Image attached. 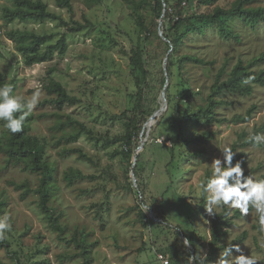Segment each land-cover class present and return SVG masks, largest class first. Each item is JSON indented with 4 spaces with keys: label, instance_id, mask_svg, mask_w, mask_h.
Segmentation results:
<instances>
[{
    "label": "rangeland",
    "instance_id": "1",
    "mask_svg": "<svg viewBox=\"0 0 264 264\" xmlns=\"http://www.w3.org/2000/svg\"><path fill=\"white\" fill-rule=\"evenodd\" d=\"M31 1L43 3L60 21L6 22L3 10L14 6L0 0V74L25 100L41 92L24 124L27 136L42 146L39 163L51 169L47 206L59 218L63 237L88 244L90 264H162L158 256L167 264H188L192 255L198 261L212 218L199 185L211 176L212 161L223 160L230 147L232 163L240 162L245 177L264 176V146L248 141L264 133V86L249 83V94L224 90L215 96L220 105L214 122L190 116L206 106L212 85L225 81L235 65L252 72L264 68V21L230 18L226 26L237 37L232 39L215 24L194 19L193 28L171 31L166 11H179L181 18L211 14L232 9L236 0H102L90 6L69 0L70 10L54 0ZM242 8L264 9V0ZM14 31L48 36L40 51L52 45L51 58L25 66L9 38ZM61 38L60 51L54 45ZM136 52L141 70L130 64ZM52 81L77 102L56 105L55 95L44 89ZM3 124L0 216L8 214L12 228L3 239L7 248L0 246V264H82L79 250L58 240L40 209V174L29 170L27 160H8ZM124 136L130 146L115 140ZM214 211L229 223L221 226V248L208 264H216L228 245L264 264L255 210L250 207L247 216ZM182 236L190 237L193 250L183 246Z\"/></svg>",
    "mask_w": 264,
    "mask_h": 264
},
{
    "label": "trees",
    "instance_id": "2",
    "mask_svg": "<svg viewBox=\"0 0 264 264\" xmlns=\"http://www.w3.org/2000/svg\"><path fill=\"white\" fill-rule=\"evenodd\" d=\"M14 8L4 9L3 10V19L6 22H11L15 19L20 21L26 20H35V21H44V20H58L60 19L48 12L46 6L39 2H32L31 0H9ZM58 7L71 9L69 0H54ZM102 0H85V3L90 6L94 4H99ZM204 4H209L216 2L218 0H201ZM254 0H236L235 5L232 9L229 10H220L216 9L211 14H204L198 16H188L181 18L179 11L168 9L167 16L169 17V29L171 31L179 32L182 26L186 30L193 28L191 21L194 19L197 22L204 24H215L218 27L219 34L224 38L237 39L236 36L232 34V30L226 26L227 20L230 18H240L247 21L250 24H253L258 19L264 21V9H243L242 5L248 4ZM9 38L12 41H15L16 50L23 55L24 65L31 66L34 64H39L49 60L53 53V46L48 45L47 48L43 51H40V47L45 44L49 37L45 35H35L27 32L14 31L9 33ZM173 46V41H170ZM61 51L64 46V39H59L55 45ZM130 64L136 69L141 70L142 65L140 62V54L136 52L134 54V59L130 60ZM254 77L250 83L258 84L264 86V68L259 72L248 71L246 67L242 66L240 63L235 65L232 69L230 76L222 82H216L211 87V92L208 96L206 106L203 109H198L191 114L190 117L198 120L200 117H203L207 123L215 121L214 109L220 105V102L215 101L214 97L220 94L222 91L227 90L229 92H236L240 95L249 94L251 87L242 81L245 78ZM12 85L13 95L15 90V84L13 81L5 82L2 75L0 74V86L3 85ZM44 89L50 93L54 94L56 97V105L60 106L62 104H75L77 101L74 97H70L65 90L61 87L60 84L52 81L50 85L44 87ZM140 88L137 91V95L140 96ZM139 108V105L137 104ZM15 115H20L17 113ZM248 119V116L243 119L242 122ZM264 126V125H263ZM135 131H139L136 127H133ZM7 130V129H6ZM29 131V126L23 125V130L19 133H10L7 130V149L5 154L10 162L17 164L21 161L27 160L26 166L31 172H36L40 174L39 186L36 190V193L39 196V206L43 213L48 216L49 224L51 228L57 233V238L60 241L70 243L72 242L74 246L79 250V255L82 258V264H90V246L84 242L77 241L75 238L67 240L63 237L64 228L59 224V218L53 216L51 209L48 208L47 203L49 201V181L51 179V169H49L44 164L39 163V156L42 152V146L39 145L38 141L34 138L27 136ZM116 141L122 140L126 146H130L131 140L130 137H120L115 139ZM264 146V144H261ZM83 157V155H80ZM264 178V176L262 177ZM70 180V179H69ZM164 220V219H163ZM166 225L172 227L173 229L179 230L177 226L169 225L165 220L163 221ZM229 220L224 219L223 215H215L211 218L210 224V239L207 243V250L204 256V264H208L210 260L213 259L214 255L220 250L218 245V240L221 237V226L228 224ZM191 241L190 248L193 250V242L190 237H186ZM243 238V237H242ZM241 239H239L240 241ZM7 248L6 244H3V239L0 240V246ZM193 264H197V260L192 255Z\"/></svg>",
    "mask_w": 264,
    "mask_h": 264
},
{
    "label": "clouds",
    "instance_id": "3",
    "mask_svg": "<svg viewBox=\"0 0 264 264\" xmlns=\"http://www.w3.org/2000/svg\"><path fill=\"white\" fill-rule=\"evenodd\" d=\"M253 79L254 77H248L242 82L249 84ZM12 93V85L0 86V121H4L5 129L15 134L23 130L25 119L35 109L41 92H33L26 100ZM17 113L20 115H15ZM248 141L253 145L264 144V133L251 134ZM234 155L230 147H225L222 152L223 160L214 159L210 165L211 176L200 183L201 196L206 200L205 211L208 215L215 216L214 209L227 208L238 210L240 214L247 216L251 207L257 215L259 230L264 233V178L245 177L240 162L233 165ZM142 207L145 211L149 208L143 205ZM11 228L10 216H0V240L5 238V233L10 232ZM183 246L190 247L191 241L185 238ZM261 247H264V238ZM233 250L240 255L233 258ZM193 259L189 257L188 264H192ZM197 264H204V257H200ZM216 264H258V261L251 255H244L238 246L228 245L220 253Z\"/></svg>",
    "mask_w": 264,
    "mask_h": 264
},
{
    "label": "built area",
    "instance_id": "4",
    "mask_svg": "<svg viewBox=\"0 0 264 264\" xmlns=\"http://www.w3.org/2000/svg\"><path fill=\"white\" fill-rule=\"evenodd\" d=\"M158 259L160 260V262L162 264H167L168 263L167 260L163 259L161 256H158Z\"/></svg>",
    "mask_w": 264,
    "mask_h": 264
},
{
    "label": "bare ground",
    "instance_id": "5",
    "mask_svg": "<svg viewBox=\"0 0 264 264\" xmlns=\"http://www.w3.org/2000/svg\"><path fill=\"white\" fill-rule=\"evenodd\" d=\"M158 115H159V113H155V114L152 116V118H151L152 121L149 120V121H150L149 123H151V122L153 123ZM148 126H149V125H148Z\"/></svg>",
    "mask_w": 264,
    "mask_h": 264
},
{
    "label": "water",
    "instance_id": "6",
    "mask_svg": "<svg viewBox=\"0 0 264 264\" xmlns=\"http://www.w3.org/2000/svg\"><path fill=\"white\" fill-rule=\"evenodd\" d=\"M158 112H160V111H158ZM152 118V117H151ZM150 121H152V119H150ZM149 121V122H150ZM135 157H136V154L134 155V159H135ZM182 239L184 240L185 239V237L184 236H182ZM192 257V256H191ZM193 264V263H192Z\"/></svg>",
    "mask_w": 264,
    "mask_h": 264
}]
</instances>
